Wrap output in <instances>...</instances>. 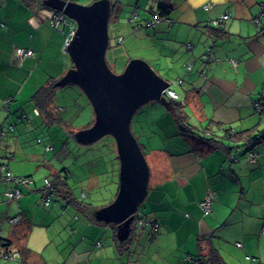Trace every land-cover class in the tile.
<instances>
[{
	"label": "crops",
	"instance_id": "0c3cea01",
	"mask_svg": "<svg viewBox=\"0 0 264 264\" xmlns=\"http://www.w3.org/2000/svg\"><path fill=\"white\" fill-rule=\"evenodd\" d=\"M51 1L0 0V130L5 134L2 138L6 134L8 137L15 128L20 129L23 124L18 123L49 121L32 96L46 86L50 78H60L71 67L64 57L66 50L63 46L69 29L62 38L63 30L59 32L56 30L58 28L51 27L49 19L53 8L48 4ZM65 1L88 5L95 0ZM159 2L168 3L171 10L150 29L145 26V22L156 15ZM263 2L110 1L111 12L114 11V15L110 12L112 21L117 18L119 10L123 8L126 11L130 3L141 7L143 18L139 10L133 7L130 14H136L137 18L131 24L141 28L139 30H151L150 33L154 34V52L147 55L148 61L154 63L152 68L170 80H182L183 88L179 93L176 92L185 102L188 122H201L206 134L213 135L219 141L214 149L209 150L197 145V152L202 154L198 155L191 151L192 142L174 145L166 138L164 148L157 150L156 155L152 153L154 162L151 164L153 170L149 184L161 174L164 161L168 159L170 164L167 167L171 168V176L165 183L169 186L158 189L168 197L169 205L174 201L181 203L178 213L152 211L149 214L159 224L161 231L156 242L158 252L166 259L161 264H183L185 253L196 254L192 248H196L198 237L210 238V244L226 264H264V138L252 149L259 154L252 164L247 160L245 149H239L240 141L225 138L227 131L230 133L231 130L232 134L264 131V112L257 113L255 110L257 103L264 106V17L255 23ZM222 16H227V19L220 25H210ZM187 45H190V49ZM150 46V43L145 44L146 48ZM18 48L31 50L33 54L19 57L15 54ZM58 53H64L61 59L55 57ZM44 61L52 64H49V69ZM188 66H191L190 70H187ZM6 99H10L8 110L2 107ZM47 107H50L49 111L54 109L53 103ZM74 107L77 109L58 118L60 124L67 125L70 132L83 126L73 128V125L68 124L78 120L76 115L81 108L76 103ZM163 108L166 110L165 106ZM163 108L157 109V113L167 112ZM63 109L61 114L66 112ZM58 110L56 108L51 115L58 116ZM167 119L170 123L171 119ZM172 137L175 136L172 134ZM2 138L0 148L6 146V149L0 156V165H7L12 175L30 176L33 180L27 161H16L18 144L15 146L10 138H6L8 143ZM10 147L15 152L10 151ZM38 172L43 175L45 170L40 167ZM0 182L3 184L0 183V221L3 216L20 217L16 225L1 226L0 238L12 242L15 248L11 249L12 252L26 249L18 260L19 264H116L117 261L110 259L107 254L100 253L102 246H95L100 242L99 237H107V242H111L113 237L109 231H113L110 227L94 225L96 223L88 218L90 211H65L66 208L63 210L58 202L42 209L38 190L41 183L36 180H33L30 188L22 189L23 197L19 201L5 200V204L2 193L7 185ZM152 192H156V189ZM206 196L213 200L209 204L211 210L204 215L199 203ZM57 205L59 211H53ZM75 219L85 220V224L78 221L79 226L69 227V223ZM69 230L80 235L76 242L64 243V234ZM143 233L151 235L146 227L141 230V235ZM21 234L25 236L20 237ZM86 236H89V240L79 255L76 249L86 240ZM177 237L185 243L178 242ZM205 241L201 244L202 253L208 246V241ZM237 242L241 243V248H237ZM100 245L103 244L100 242ZM247 255L256 260L248 261L245 258Z\"/></svg>",
	"mask_w": 264,
	"mask_h": 264
},
{
	"label": "rangeland",
	"instance_id": "374dc122",
	"mask_svg": "<svg viewBox=\"0 0 264 264\" xmlns=\"http://www.w3.org/2000/svg\"><path fill=\"white\" fill-rule=\"evenodd\" d=\"M130 4L131 6L126 8V11H123V8L119 10L115 21L109 18L108 22V45L105 52V60L108 67L114 73H120L129 59L132 58L145 60L151 68L154 66V63L148 61L147 57L148 53L154 52L152 42L154 34L150 33L151 30H139L141 28H136L134 24L129 23V18L131 17L130 13L134 10L133 7L139 10L140 16L142 17L141 7L136 4L134 5V3ZM113 13L114 11L111 12V15H114ZM64 18V25H60L57 27L58 29H56L59 32L63 30L62 38L67 29H70L69 23L71 22L67 16L64 15ZM137 21H139V18ZM169 23H172V21L170 20ZM119 36L123 38L124 43L121 44L118 42L117 39ZM156 40L155 38L154 41ZM146 43H150L151 46L146 48ZM63 54L58 53L55 57L61 59L60 57H62ZM64 57L67 59L68 63H71L67 53L64 54ZM49 64L50 63L44 61V65L48 69ZM152 69L156 74L160 75V77L170 80L165 74L156 71L154 68ZM174 80L175 79L168 82ZM172 85V88L178 93L181 88H183L181 86L182 80L180 84L177 83L178 86L175 87L174 84ZM182 100L183 99H180L179 102ZM167 101L168 99L163 96L160 101H150L142 105L133 115L130 124L131 132L136 137L138 143L142 145V150L150 169V179L152 177L151 170H153L151 165L154 162L153 155H156L155 153L157 150L164 148L166 138H169L174 145L185 144V142H187L184 139L181 140L179 137V128L175 125L170 113H157V109L163 108L162 104ZM52 103L54 109L50 110V114L55 112L57 106H63L66 109L65 113H60L57 117H65L69 112L77 109L74 107V103H76L78 108H81V110L78 109L80 112L76 115L78 120L75 123L68 122V124L73 125V128L83 125L80 128H74L75 130L86 128L93 121L92 108L81 90L75 85L67 84L57 87L52 97ZM260 108H264V106ZM168 117L171 119L170 123L167 119ZM56 120L57 121L52 122H45L43 120L34 121L33 124L18 123L20 125L23 124L20 129L18 127L15 128L18 125L16 124L13 127L15 128L14 132H10L8 137L6 134L3 140L10 138L13 140L15 146L18 144L19 150L17 151L16 161H27L28 170H32L31 176L33 180L41 182L43 176L39 172L37 173L39 167H36V165H47L48 168L45 169L50 170L49 177L52 179L54 178V173H59V180L65 184V186L62 185L63 187L61 185L58 186L59 193L67 196L68 202L77 205V208L69 205L66 207L65 211H86L88 209H93L91 215L94 216L95 210L107 205L114 198L117 191L119 161L115 141L111 136L105 135L91 145H81L75 141L72 132L68 130V126L60 124V121L58 119ZM187 123L188 126H196L200 130L204 126L201 122H196L194 120L188 122L187 119ZM172 134L175 137H172ZM38 138L50 142V148L47 149L46 144L37 143ZM262 142H264V139ZM3 147L6 148V146ZM11 150L15 152L13 147L12 149L10 147V151ZM10 151H8V153H10ZM1 155L2 153L0 151V156ZM233 158L234 157H232V160ZM168 164L170 163L167 159L164 161V169L161 174L159 176L157 175L156 180L154 178L151 180V184L148 186L149 190L147 197L139 205L138 211H142L143 213H148L149 211H174L178 213L180 211V202L174 201L172 205H169L170 200L168 197L162 195L159 191V189H163L165 185H169L165 183L171 176V168L167 167ZM1 185L3 184L1 183ZM155 189L156 192H152V190ZM57 202L60 203L61 206L65 205L63 200H58ZM57 202H55V204ZM4 208L6 207L4 206ZM42 209L44 208L42 207ZM59 209V205H57L53 211H59ZM210 210L211 208L208 211ZM148 218H152V215H148ZM75 220L69 223V227H76L75 225L79 226V219ZM79 222L85 224V220H80ZM130 222H134L133 219H130ZM98 226L103 228L101 224ZM109 232L110 236L112 235L113 237V233L111 231ZM160 232L161 231H159L157 235H160ZM79 235L80 233H72L69 230L67 234H64V243L76 242ZM88 240L89 236H86V240L83 242L84 244L81 243L76 249L79 255ZM98 240L103 244L101 245L102 248L100 253L102 255L107 254L110 259L117 261L116 264H161V261L165 262L166 260L164 259L165 257L158 252V248L156 249L157 239L156 242L152 241V236H147L144 233L141 235V231L139 230H135L133 239L130 237V239H127L126 243L123 241L124 244H118V240H113V238L111 242H107V237H99ZM177 240L183 244L185 243L181 238L179 239L177 237ZM160 243H162V241ZM185 247L187 248V246ZM188 248L190 247L188 246ZM0 264H19V261L2 260Z\"/></svg>",
	"mask_w": 264,
	"mask_h": 264
},
{
	"label": "water",
	"instance_id": "95a60500",
	"mask_svg": "<svg viewBox=\"0 0 264 264\" xmlns=\"http://www.w3.org/2000/svg\"><path fill=\"white\" fill-rule=\"evenodd\" d=\"M53 10L62 11L75 25L66 53L72 66L56 85L77 86L93 111V121L73 132L81 145H91L105 135L116 144L119 161L118 187L114 198L95 210L93 219L124 227L127 234L130 219H135L139 205L148 194L150 169L143 150L131 132L135 112L150 101H160L169 82L160 77L140 58L129 59L120 73L107 65L109 0H95L88 5L72 1L52 0Z\"/></svg>",
	"mask_w": 264,
	"mask_h": 264
},
{
	"label": "trees",
	"instance_id": "16d2710c",
	"mask_svg": "<svg viewBox=\"0 0 264 264\" xmlns=\"http://www.w3.org/2000/svg\"><path fill=\"white\" fill-rule=\"evenodd\" d=\"M170 10H171V8H170V5L168 3L159 2V4L157 5V9H156V15L159 18V20H163L165 18V16L170 13ZM158 22H160V21H158ZM158 22L154 23L152 26H155ZM69 24H72V21ZM152 26H147V27H152ZM71 66H72V63H71ZM58 79L55 77L50 78L48 80V82L46 83V86H43L42 88H40L39 91H37L32 96V100H34L36 102V105L38 106L39 110L42 113H44L45 117L48 118V120H51L48 122L57 121L56 119L59 118V117H57V115H54V116L51 115L49 113L50 107H47L48 104L52 103V97H53V94L55 92V89L57 87H60V86L56 85ZM176 86H178V85H175V87ZM174 92L179 97V94L175 90H174ZM179 100H180V98L177 100L168 99L167 102L163 103V106L166 107V111L172 115V118L174 120L175 125L179 128V134H180V135L178 134L179 137H181L182 139H184L186 141L192 142L193 144L191 146V151L193 153H197L198 155H202V154L197 152L198 151V149H196V148H198L197 145L199 147H206V150H209L210 148L214 149L217 146V144L219 143L218 139H215V137L213 135L206 134V131H205L206 128L204 129L202 127V129L200 130V129H196V127L188 126V123H187L188 115L186 113L185 102H183V100L181 102H179ZM9 104H10V99H6L5 101L2 102V107L6 108L8 110ZM56 108H59V110H60V111L58 110V112H59L58 115L61 112H63V110H64L63 106L62 107L57 106ZM40 111H39V113H40ZM261 113H263V112H261ZM181 127H182V130H181ZM203 129H204V134H203ZM231 131H230V133H231ZM73 132H72V135H73ZM230 133L227 131L228 135H226L225 138L233 139L234 141H240L241 144L239 145V149L244 148L245 149L244 152L246 155L248 154V152H254V154H255L254 161H250L248 155H247V160L251 164L255 163L259 154L256 153L252 149H253V147H255V145H258L260 143V141L264 138V131L258 132V133L256 132L255 134H245L244 132H240L238 134H232V133L230 134ZM38 140H40L41 142L42 141L44 142V140L41 138H38L37 142H38ZM41 142H38V143H41ZM46 143L51 145L50 142L45 141L44 144H46ZM140 146H141V149H143L142 145H140ZM223 147H225V145H223ZM0 151L2 153L5 150L3 151V149L0 148ZM199 152L203 153V151H199ZM230 156L231 155L229 154V158L231 159ZM4 166H5V170H7L9 172L7 165H4ZM36 167H39V168L42 167L45 170V173L43 174L41 182H40L41 185L38 186L39 194L41 197L40 199L42 202V207L48 208L50 206H53L55 204V202H57L58 200H63L65 202V205L67 203L66 207L69 204V205H72L73 207L77 208L76 204H74L72 202H68L67 196H64L63 194L59 193L58 186H60V185L65 186V184H63V182L61 180H59V173L58 174L54 173V176H53L54 178L52 179L51 177H49L50 170L45 169V168H48L47 165H43V166H37L36 165ZM19 177H27L29 179V183L28 184H15V183L8 182V181H5L2 178H0V180L4 184L7 185V188L2 193L3 203L7 204V202H10V201H13V202L19 201L23 197L22 189L28 188V187L30 188L31 184L33 183V180L30 176H19ZM45 179L49 181V183H50L49 186H46V184L44 182ZM13 188H17L20 191L21 196L17 199H14V200H8L5 194H6V192L11 191ZM45 191H48V193ZM166 195H169V194H166ZM46 199H48V204L47 203L45 204ZM205 200H207V196L199 203L200 209H201V204L203 202H205ZM211 200H213L212 197L209 198L210 203H212ZM65 205L61 206L63 208V210L66 208ZM86 211H90L88 213V218L90 220H92V222H94L96 224H102L104 227H110L112 229L113 235H114L113 239L118 240V244L123 243V241H124V243H126L127 239H130V237L133 239V234H135V230L141 231L144 227L149 229V232L151 233L150 236H152V241L156 242L157 233L159 232V224L156 221H153L151 218H148V215L150 213L152 214V211L151 212L149 211L148 213L147 212L143 213L142 211H137L135 219H133L134 222H130L128 224V226L125 227L128 230L126 235H121L122 233H121L120 229L125 230L124 227H119L120 228L119 229L117 226L110 224V223L97 222L93 219V215H91L93 209H88ZM201 212L204 215L208 214L207 212H204L202 209H201ZM12 218H14V217H10V216L4 217L3 216V218L0 221V229H1V226H3L4 224L9 225V226H13V225H16L20 221V217L17 216V218L19 220L15 223H10V220ZM139 222H141V223H139ZM262 228H264V215H263V220H262ZM22 236L24 237L25 234L20 235V237H22ZM205 238L206 237H204V238L198 237L197 238V240L195 241L196 248L195 247L192 248V250H194L196 252V254H193L190 252L185 253L183 256V261H184L183 264H226L224 262V260L222 259V257L219 255L218 251L210 244V238H208V237H207V239H205ZM205 240L208 241V246H207L206 251L204 253H202V252H200V248H201V244L206 242ZM11 244H12V242L9 239L0 238V252L2 251V253H7V252H10L11 249H15L14 247H12ZM235 245L237 246V248H241V243L237 242V243H235ZM95 246L97 248H100L101 247L100 242H97L95 244ZM25 250H26L25 248H24V250H22V249L17 250L16 249V252L19 254V257L17 258V260L22 258L23 252ZM245 258L248 261L256 260L255 257H251L248 255Z\"/></svg>",
	"mask_w": 264,
	"mask_h": 264
},
{
	"label": "built area",
	"instance_id": "2783aa9c",
	"mask_svg": "<svg viewBox=\"0 0 264 264\" xmlns=\"http://www.w3.org/2000/svg\"><path fill=\"white\" fill-rule=\"evenodd\" d=\"M260 17H264V2L260 4V14H259L257 20H255V23H258V19ZM136 18H137V15L132 14L131 17L129 18V23H134ZM226 19H227V16H222L221 19L213 20L210 23V25L218 26V25H220V23L222 21H224ZM158 21H159V18L157 17V15H154L150 20L145 22V26L146 27L152 26L154 23H156ZM49 22H50L51 27L54 29H56L60 25H64L65 18H64L62 11L53 10L52 14L50 16ZM69 26H70V29L68 31V34L66 35V37L63 41L64 48L68 45V43L70 41V37L73 34L74 29H75V25L73 22H72V24H69ZM117 40L119 43H121V44L123 43V38L121 36H119ZM187 48L190 49V45H187ZM15 54L18 55L19 57H28V56H31L33 54V52L31 50H28V49L24 50V49L18 48L15 50ZM190 68H191V66H188L187 70H190ZM177 83L180 84L181 79H177V80H174L172 82H169V88L165 90V97L166 98L171 99V100L179 99L178 95L172 89V86H173L172 84L177 85ZM260 107H261V105H258V104L255 105V108H256L255 110H257V113L264 112V108H260ZM258 111H260V112H258ZM9 129H11V126H9ZM4 135H5L4 132L2 130H0V139ZM38 142H41V141L38 140ZM46 148L49 149L50 145L46 144ZM247 155H248L250 161H254V159H255L254 152H248ZM0 178H2L5 181L12 182L15 184H28L29 183V179L27 177H19V176H15V175L10 174L7 170H5L4 165H0ZM44 182H45L46 186H49L50 183L48 180L45 179ZM45 192L48 193V191H45ZM5 195H6L8 200H14V199L19 198L21 196V193L17 188H13L11 191L6 192ZM46 203L48 204V199L45 200V204ZM209 203H210V201H209V198L207 197V200H205V202H203L201 204V209L204 212H208ZM18 220L19 219L17 217H14L10 220V223H15ZM139 223H141V222H139ZM18 257H19V254L16 251H14V252L10 251L7 253H2V251L0 252V261L1 260L13 261V260H16Z\"/></svg>",
	"mask_w": 264,
	"mask_h": 264
},
{
	"label": "clouds",
	"instance_id": "9594fccd",
	"mask_svg": "<svg viewBox=\"0 0 264 264\" xmlns=\"http://www.w3.org/2000/svg\"><path fill=\"white\" fill-rule=\"evenodd\" d=\"M165 97V96H164ZM47 144V143H46Z\"/></svg>",
	"mask_w": 264,
	"mask_h": 264
}]
</instances>
